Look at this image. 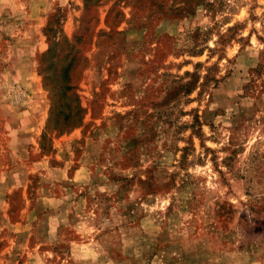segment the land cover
Instances as JSON below:
<instances>
[{
  "label": "rangeland",
  "instance_id": "1",
  "mask_svg": "<svg viewBox=\"0 0 264 264\" xmlns=\"http://www.w3.org/2000/svg\"><path fill=\"white\" fill-rule=\"evenodd\" d=\"M0 264H264V0H0Z\"/></svg>",
  "mask_w": 264,
  "mask_h": 264
},
{
  "label": "trees",
  "instance_id": "2",
  "mask_svg": "<svg viewBox=\"0 0 264 264\" xmlns=\"http://www.w3.org/2000/svg\"><path fill=\"white\" fill-rule=\"evenodd\" d=\"M90 0H87V3H89ZM73 50H75V54L73 53ZM51 51V50H50ZM49 51V52H50ZM77 52H79L78 47H71L70 54L66 56V59H68L69 55L71 56L70 59H68V62L62 61L59 66H61V69H56L54 68L53 61H51V67L45 68L43 67V71L45 73V85L47 89L50 86V90L53 91L54 97H61V96H66L68 92H71L75 89L73 83H72V68L75 67L76 65V55ZM62 104V103H60ZM70 105H65L63 106L60 114H62L65 118L66 121H69L72 119V112L69 111ZM71 109V107H70ZM80 112L83 113V110L81 107H78L77 113L79 114ZM58 118V115H56Z\"/></svg>",
  "mask_w": 264,
  "mask_h": 264
},
{
  "label": "crops",
  "instance_id": "3",
  "mask_svg": "<svg viewBox=\"0 0 264 264\" xmlns=\"http://www.w3.org/2000/svg\"><path fill=\"white\" fill-rule=\"evenodd\" d=\"M35 117V116H34ZM12 122V121H11ZM13 123V122H12ZM15 123L11 124L9 126H7V128L9 129V133H8V136H9V148L11 149V153L10 154H13L14 156V153H15V156L17 157V159H19V155L21 154V148L19 145L21 144L20 143V139L19 138V134L20 132H26V131H31L32 128L35 129L36 128V124L35 125H32L30 127H28V125L25 124L24 120H18L16 122V125H14ZM23 144V143H22ZM26 147V146H25ZM14 150L16 152H14ZM45 159L42 158L41 161H38V162H34L35 164V167H44V163L45 161H47V157H44ZM35 167H33L32 169H30V167L28 166L29 170L31 171H34L35 170Z\"/></svg>",
  "mask_w": 264,
  "mask_h": 264
}]
</instances>
